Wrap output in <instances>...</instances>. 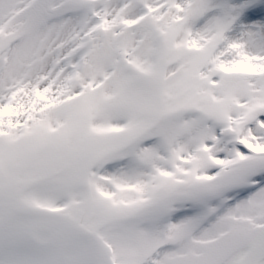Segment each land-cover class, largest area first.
<instances>
[{
  "label": "snow or ice",
  "instance_id": "snow-or-ice-1",
  "mask_svg": "<svg viewBox=\"0 0 264 264\" xmlns=\"http://www.w3.org/2000/svg\"><path fill=\"white\" fill-rule=\"evenodd\" d=\"M0 264H264V0H0Z\"/></svg>",
  "mask_w": 264,
  "mask_h": 264
}]
</instances>
